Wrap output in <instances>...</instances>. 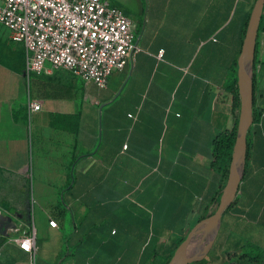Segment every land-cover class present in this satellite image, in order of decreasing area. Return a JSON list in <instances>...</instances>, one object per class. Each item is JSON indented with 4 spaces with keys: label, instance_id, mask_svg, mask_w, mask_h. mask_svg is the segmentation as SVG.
<instances>
[{
    "label": "crops",
    "instance_id": "obj_1",
    "mask_svg": "<svg viewBox=\"0 0 264 264\" xmlns=\"http://www.w3.org/2000/svg\"><path fill=\"white\" fill-rule=\"evenodd\" d=\"M133 1L111 0L139 51L103 89L65 70L27 75L0 26V264H163L213 211L212 141L234 122L226 100L256 0ZM262 18L249 160L198 264H250L233 253L264 264V5ZM32 227L33 258L10 240Z\"/></svg>",
    "mask_w": 264,
    "mask_h": 264
},
{
    "label": "built area",
    "instance_id": "obj_2",
    "mask_svg": "<svg viewBox=\"0 0 264 264\" xmlns=\"http://www.w3.org/2000/svg\"><path fill=\"white\" fill-rule=\"evenodd\" d=\"M0 26L24 47L27 75L65 70L100 89L139 51L132 20L111 0H0ZM30 109L38 111L40 103L32 102ZM5 224L0 219V227ZM48 225L56 227L53 220ZM4 230L8 237L18 228L12 224ZM10 240L34 257L33 227Z\"/></svg>",
    "mask_w": 264,
    "mask_h": 264
},
{
    "label": "water",
    "instance_id": "obj_3",
    "mask_svg": "<svg viewBox=\"0 0 264 264\" xmlns=\"http://www.w3.org/2000/svg\"><path fill=\"white\" fill-rule=\"evenodd\" d=\"M264 0H256L253 10L250 15V20L248 23V28L242 42L241 51L237 61V88L240 101V109L238 114V124H237V133L236 139L231 155V162L229 165V173L226 184L222 190V194L217 205L215 212L209 217L199 221L184 238L181 244L174 251L171 259L167 264H191L193 262L199 261L205 257L209 252L212 244L217 236L219 229V223L221 217L227 207L232 202L233 198L236 195L238 185L241 180L242 171L244 169L245 162V150H246V135L248 133L249 127L252 123V84L251 79L246 88H244L242 80L246 72L247 64V46L250 44V57L253 60L256 39L259 29L260 20L262 17ZM251 70V67H249ZM241 147V158L240 169L238 174L235 175V155L237 148ZM210 228V237L208 240L205 238ZM198 236L197 240H200L204 243L203 250L199 253H193V241L195 237Z\"/></svg>",
    "mask_w": 264,
    "mask_h": 264
},
{
    "label": "trees",
    "instance_id": "obj_4",
    "mask_svg": "<svg viewBox=\"0 0 264 264\" xmlns=\"http://www.w3.org/2000/svg\"><path fill=\"white\" fill-rule=\"evenodd\" d=\"M250 15H251V13H249L247 15V18H246L245 23H244V27H243V31H242L243 37H244V34L246 33V29L248 27ZM262 19L263 18L261 17L258 31L261 29ZM255 51H256V49H255ZM255 51H254V53H255ZM235 82H236V79L234 80L233 84L229 87V90H228V91H231V93L233 94L231 102H230V104H231L230 106H231V109L233 111L236 108H239V106H240V104L238 102L237 88L234 87ZM251 84H252V93H253L254 89H255V79H254L253 70H252ZM252 110H253L252 119L254 120L255 119V112L253 109V105H252ZM237 124H238V117H237V120L235 122H233L232 128L230 130H225V131L218 133L217 136L212 141V164H213V166H215V168L222 171V185H221V189H220V195H221V192H222V190L226 184L227 178H228L229 165L231 162V155H232V151H233V147H234V143H235V139H236ZM249 155H250V144H249V137H248V133H247V135H246L245 162H244L245 168H246V165H247L248 160H249ZM220 195L217 197L214 205H218L219 200H220ZM214 212H215V210H213L210 213V215H212ZM183 240H184V238H182L178 241L175 249L165 259L163 264H167L169 262L174 251L181 244V242ZM198 241L199 240L195 239L194 247L192 250L193 253L195 252V250L197 248ZM227 256L235 258V261H233V263H241V262L246 261L247 263H250V264H252V263L253 264H261V262H262V256L260 254H256L255 256H250V254H239L238 255L236 253H233V254H227ZM191 264H198V262H193Z\"/></svg>",
    "mask_w": 264,
    "mask_h": 264
},
{
    "label": "rangeland",
    "instance_id": "obj_5",
    "mask_svg": "<svg viewBox=\"0 0 264 264\" xmlns=\"http://www.w3.org/2000/svg\"><path fill=\"white\" fill-rule=\"evenodd\" d=\"M121 2H126V0H120ZM128 1V0H127ZM129 2H134L133 0L131 1V0H129ZM164 2H166L165 0H163V5H162V8L164 7ZM127 13L129 14V15H131V16H133V13L131 12V11H129V10H127ZM167 13H168V11H167ZM161 23H162V20L160 21ZM168 24H169V17L167 16V18H165V22H164V24L163 25H165V27H167L168 26ZM248 28V27H247ZM246 31H247V29H246ZM246 34V33H245ZM245 34H244V37H245ZM244 37H243V40H244ZM243 42V41H242ZM247 65H249V67H251V70H250V79H251V77H252V59H251V57H250V55L247 57ZM248 70V69H247ZM236 82H235V88H237V75H236ZM249 79V80H250ZM232 93H231V91H228V97H227V104H228V110L230 111V114H231V116H232V119H233V121L235 122L236 120H237V117H238V114H239V109H240V106H239V108H236L234 111L231 109V104H230V102H231V99H232ZM237 96H238V102H239V104H240V101H239V95H238V88H237ZM253 115V110H251V116ZM198 236H196L195 238L196 239H198L197 238Z\"/></svg>",
    "mask_w": 264,
    "mask_h": 264
},
{
    "label": "bare ground",
    "instance_id": "obj_6",
    "mask_svg": "<svg viewBox=\"0 0 264 264\" xmlns=\"http://www.w3.org/2000/svg\"><path fill=\"white\" fill-rule=\"evenodd\" d=\"M250 48H251V45L249 44L247 46V57L250 55ZM249 79H250V70L249 69L248 70L246 69L245 75H244L243 80H242V83H243L244 88H246L247 85L249 84ZM240 158H241V147H238L237 148L236 155H235V170H236L235 175L238 174V171L240 169V162H239ZM194 242H195V240L193 241V246H194ZM195 252H196V250H195Z\"/></svg>",
    "mask_w": 264,
    "mask_h": 264
}]
</instances>
